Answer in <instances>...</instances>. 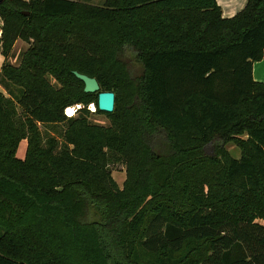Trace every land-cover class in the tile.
I'll list each match as a JSON object with an SVG mask.
<instances>
[{"label":"trees","instance_id":"trees-1","mask_svg":"<svg viewBox=\"0 0 264 264\" xmlns=\"http://www.w3.org/2000/svg\"><path fill=\"white\" fill-rule=\"evenodd\" d=\"M0 19L5 59L29 44L0 71V264H264V0L230 19L217 0H4Z\"/></svg>","mask_w":264,"mask_h":264},{"label":"rangeland","instance_id":"rangeland-1","mask_svg":"<svg viewBox=\"0 0 264 264\" xmlns=\"http://www.w3.org/2000/svg\"><path fill=\"white\" fill-rule=\"evenodd\" d=\"M26 1H28V0H26ZM77 1L84 2L87 4H91V5H95V6H101L105 0H77ZM2 23H3V21L0 19V28L2 30V35H1L0 41L3 37V26L1 25ZM28 48H29V44L27 42H25L23 40H18L14 46L12 54L10 55V57L8 59H5L2 55L0 56V71H1V68L5 62L10 63L13 66H19L21 59H22V56ZM0 50H1V43H0ZM0 53H1V51H0ZM0 90L4 94H7L6 91L2 87H0ZM92 107H95L94 104L90 106V111L95 112V111L91 110ZM67 112H68V110H67ZM75 115H76V113H75ZM91 122L102 125V126H109L110 125V121L108 120V118L105 115H93L91 117ZM58 129L62 131V129L64 130V127L59 126ZM41 130L43 131V133H46L47 132L46 130H48V129H47V127L41 126ZM52 134L56 135V133H52ZM227 148L231 152V154L234 158L240 159L241 153H240L239 149L236 148V146L229 145ZM26 150H27V142L23 141L20 144L19 149H18V153H17L18 158L24 159L25 155H26ZM208 152H211V148H208ZM111 168H112V175H113L114 180L122 188V186L126 180V168H125V166L122 164H118V165L112 166Z\"/></svg>","mask_w":264,"mask_h":264},{"label":"water","instance_id":"water-1","mask_svg":"<svg viewBox=\"0 0 264 264\" xmlns=\"http://www.w3.org/2000/svg\"><path fill=\"white\" fill-rule=\"evenodd\" d=\"M4 0H0V3ZM28 15V14H25ZM74 75L79 79L85 86V93L97 94L98 103L95 106V111L98 109L102 113L111 114L115 109L116 96L113 92H101V87L95 78H90L86 75H82L78 72H74ZM81 109V107L79 108ZM67 116V113H66ZM68 117V116H67Z\"/></svg>","mask_w":264,"mask_h":264},{"label":"crops","instance_id":"crops-1","mask_svg":"<svg viewBox=\"0 0 264 264\" xmlns=\"http://www.w3.org/2000/svg\"><path fill=\"white\" fill-rule=\"evenodd\" d=\"M217 3L222 10L223 18L230 19L235 17L245 8L248 0H217ZM253 77L256 82L264 83V56L261 61L254 64Z\"/></svg>","mask_w":264,"mask_h":264},{"label":"bare ground","instance_id":"bare-ground-1","mask_svg":"<svg viewBox=\"0 0 264 264\" xmlns=\"http://www.w3.org/2000/svg\"><path fill=\"white\" fill-rule=\"evenodd\" d=\"M81 106L77 105L73 108H71L70 110H68L67 114L69 117L75 116V113L77 112V110H79ZM91 110L95 111V107H92Z\"/></svg>","mask_w":264,"mask_h":264},{"label":"built area","instance_id":"built-area-1","mask_svg":"<svg viewBox=\"0 0 264 264\" xmlns=\"http://www.w3.org/2000/svg\"><path fill=\"white\" fill-rule=\"evenodd\" d=\"M1 25L3 26L4 24L2 23ZM1 35H2V30L0 28V38H1Z\"/></svg>","mask_w":264,"mask_h":264}]
</instances>
